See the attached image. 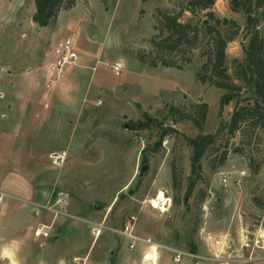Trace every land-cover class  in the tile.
Wrapping results in <instances>:
<instances>
[{
    "label": "rangeland",
    "instance_id": "1",
    "mask_svg": "<svg viewBox=\"0 0 264 264\" xmlns=\"http://www.w3.org/2000/svg\"><path fill=\"white\" fill-rule=\"evenodd\" d=\"M85 1L88 9L77 1L76 18L61 22L46 43L50 50L69 38L77 54L57 76L53 61L47 73L40 68L45 41L27 16L30 0H0V262L74 264L71 258L78 255L86 264H106L107 258L122 264L135 256L117 250L126 247L123 237L129 240L124 232L153 233L145 236L151 243L144 258H155L154 239L191 250L214 245L212 254L228 256V264H238L233 256L258 255L264 127L260 143L245 146L248 158L230 151L211 168L203 155L198 175L191 173L184 134L214 131L219 121L225 125L240 97L220 103L223 89L196 79L204 39L181 68L148 61L157 8L197 25L213 23L210 12L235 22L218 28L226 36V71L240 84L234 71L249 38L246 14L231 0L195 4L192 12L188 0H104L106 12L97 0ZM258 29L263 31L262 21ZM195 101L206 102L200 129L187 119L171 121L169 104ZM40 224L50 225L46 237L33 234ZM54 251L62 257L45 258Z\"/></svg>",
    "mask_w": 264,
    "mask_h": 264
},
{
    "label": "trees",
    "instance_id": "2",
    "mask_svg": "<svg viewBox=\"0 0 264 264\" xmlns=\"http://www.w3.org/2000/svg\"><path fill=\"white\" fill-rule=\"evenodd\" d=\"M75 0H33L31 20L37 25L54 23L57 12L70 7ZM213 0H188L187 8L193 11V5L208 6ZM233 8L241 9L246 14L249 38L243 48V62H238L234 71L241 83L233 82L224 62L226 36L218 25L235 24L225 17H214L210 12L207 16L213 23L201 21L192 24L181 21L178 15L166 9L157 8L152 25L153 32L149 37L152 66L160 64L181 68L192 57L193 47L203 40L199 50L200 62L194 75L199 82L223 89L220 103L231 98L240 97L230 111L227 123L218 122L214 131L197 132L193 136L184 134L191 147L190 171L198 175L199 159L208 155L209 167H215L223 162L227 153L237 152L248 158L245 146L250 142L259 144V130L264 127V0H231ZM259 8V9H258ZM258 9V10H256ZM191 11V12H192ZM259 21L263 22V31L258 29ZM206 102L195 101L188 106L169 104L167 114L171 121L179 119L190 120L197 128H201L204 120ZM145 113V112H143ZM138 121V119H136ZM223 126L225 127L221 138ZM236 136L237 141L231 139ZM219 149V150H218ZM193 180L187 184L191 188Z\"/></svg>",
    "mask_w": 264,
    "mask_h": 264
},
{
    "label": "crops",
    "instance_id": "3",
    "mask_svg": "<svg viewBox=\"0 0 264 264\" xmlns=\"http://www.w3.org/2000/svg\"><path fill=\"white\" fill-rule=\"evenodd\" d=\"M9 0H5V4L8 3ZM77 1H81L82 2V6H83V10L88 9V5L83 4L86 1L85 0H75L74 3L67 8H62L57 12V16L56 19L54 21V23L52 24H46V25H37L34 21L31 20V14H32V10H33V0H30V6H31V10L28 13V18L30 23H32V26L34 25L35 28L39 29L41 31V35L43 36V39L45 41V43H41L42 45V49L44 50V58L42 57V61H40V68L43 69L44 72L47 73L46 70V66L49 65L50 62H52L54 60V47H55V43L52 45V47L50 48V50L47 49L46 47V43L48 42V39H51V34H53V31L59 32L61 27H62V23L64 22V20H67L68 18H73L75 19L76 17H74L75 12L72 10ZM117 1V0H116ZM115 0H113V4L116 3ZM107 2H105L104 0H97V6L98 9L100 11L106 12L107 10H109L110 6H108L107 4H105ZM114 5H112L113 7ZM67 13L66 15L62 12ZM81 13H79L80 15ZM65 15V16H64ZM60 16H64L62 18V20L60 21ZM77 16V15H76ZM18 15L15 16L13 18V21H17ZM77 20H79V17H77ZM62 22V23H61ZM90 22V21H89ZM30 24L27 23L25 25L21 24L18 25V27L22 28L25 26H29ZM16 29V28H14ZM46 29V30H43ZM22 30V29H21ZM22 34H24L23 32H21ZM49 58H51V60L49 61ZM6 70H8L6 68ZM30 168L28 166H26L25 170H29ZM33 173V172H31ZM36 177V175H35ZM32 179V178H31ZM32 181H34L32 179ZM138 229V228H137ZM140 230V229H139ZM143 231V230H142ZM259 231L261 233L264 234V223L263 225L259 226ZM95 233V236L96 237ZM153 233L151 232H145L143 235L144 236H136L135 238H130L129 236V240H126L125 237H123L125 239V243H126V247L124 249H119L118 247V251L119 253H124V255H126V257L128 256V253H132L134 254V259L133 260H129L126 257L125 261H123L122 264H214L217 262V260H215L212 256V253H214L216 251V248L214 245L211 246H200L197 245L194 248L191 249H186L184 247H181L179 245H176V242L173 240H167V241H163L161 242L159 239H154V244H155V258H144L143 255L147 252V250L150 249V243L151 240L149 239V237H145L146 235L152 236ZM218 233H215L214 231L211 233V235L215 236ZM56 234H54L53 238L55 237ZM145 238H148V240H146ZM264 240V237H263ZM93 241V240H92ZM156 241V242H155ZM131 244V245H129ZM55 248V247H54ZM173 249H179L185 252H188L189 254H183L181 255L180 259L178 261H174L171 257L173 254ZM253 249V248H252ZM108 253L111 254V252L113 251L112 249H107ZM131 251V252H130ZM255 251L258 253V255H255L253 258L251 257V259H249L247 256H233V260H235L236 262H238V264H264V244H262L259 247H256ZM6 255H10V253L12 252V250H8L5 249ZM106 252V251H104ZM142 254V257H139ZM62 257V255L56 251H54L53 255H51L50 257H46L47 259H50L51 257ZM64 256V255H63ZM78 256V255H75ZM79 257H83V256H79ZM145 259H147V261H145ZM109 260V261H108ZM231 261V260H230ZM0 264H4L3 262H0ZM11 264H17L16 261H11ZM86 264V263H85ZM106 264H110V259L107 258L106 259Z\"/></svg>",
    "mask_w": 264,
    "mask_h": 264
},
{
    "label": "built area",
    "instance_id": "4",
    "mask_svg": "<svg viewBox=\"0 0 264 264\" xmlns=\"http://www.w3.org/2000/svg\"><path fill=\"white\" fill-rule=\"evenodd\" d=\"M77 58V54L74 51V49L71 47V40L69 38H67L66 40L62 41V42H58L55 47H54V60H53V68H54V72L57 76L62 75V68L66 65V64H74ZM120 67V63L115 62L112 64V69L114 72H118V69ZM49 224H40L39 226H36L34 228L33 234L34 236H42V237H46L48 235V228H49ZM124 229H127V226L124 225ZM124 234H126L127 236H129L130 238H135V235L130 233V232H124ZM146 240H148V238H145ZM149 241V240H148ZM255 242L258 241V239L254 240ZM263 241L262 243H259L258 246H261L262 244H264V240H260ZM131 245V244H129ZM183 254H189L188 252L179 250V249H173V254H172V259L174 261H178L181 257V255ZM213 258L215 260H217L216 263L214 264H228L229 263V258L228 256H216L214 254H212ZM71 260L73 261L74 264H85V258L84 257H79V256H72Z\"/></svg>",
    "mask_w": 264,
    "mask_h": 264
},
{
    "label": "bare ground",
    "instance_id": "5",
    "mask_svg": "<svg viewBox=\"0 0 264 264\" xmlns=\"http://www.w3.org/2000/svg\"><path fill=\"white\" fill-rule=\"evenodd\" d=\"M159 197H160V196H159ZM152 204H153V205H157V201L154 200ZM151 257H152V254H147V256H146V258H151Z\"/></svg>",
    "mask_w": 264,
    "mask_h": 264
},
{
    "label": "water",
    "instance_id": "6",
    "mask_svg": "<svg viewBox=\"0 0 264 264\" xmlns=\"http://www.w3.org/2000/svg\"><path fill=\"white\" fill-rule=\"evenodd\" d=\"M204 22H205V19H204ZM144 167H146V164H143V165H142V168H144ZM108 261H109V260H108Z\"/></svg>",
    "mask_w": 264,
    "mask_h": 264
}]
</instances>
